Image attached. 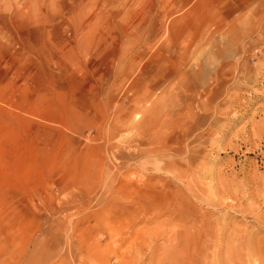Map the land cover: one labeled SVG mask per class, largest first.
Here are the masks:
<instances>
[{
	"label": "rangeland",
	"instance_id": "1",
	"mask_svg": "<svg viewBox=\"0 0 264 264\" xmlns=\"http://www.w3.org/2000/svg\"><path fill=\"white\" fill-rule=\"evenodd\" d=\"M22 1L0 264H264V0Z\"/></svg>",
	"mask_w": 264,
	"mask_h": 264
},
{
	"label": "bare ground",
	"instance_id": "2",
	"mask_svg": "<svg viewBox=\"0 0 264 264\" xmlns=\"http://www.w3.org/2000/svg\"><path fill=\"white\" fill-rule=\"evenodd\" d=\"M36 0H23L22 2H21V6L20 7H17V6H15L14 5V7H13V10H12V13H8L7 12V14H6V18H7V22H9V23H13V20H14V18H15V16H16V14H19L20 15V18H24V19H26V20H28L29 18H31V17H34V16H38V15H40L41 14V12H43V10H44V8H43V6H41L39 3H37V2H35ZM12 6V5H11ZM75 10V9H74ZM77 11V10H76ZM11 12V11H10ZM18 15V16H19ZM90 15V14H89ZM79 16V15H78ZM93 16V15H92ZM92 16H90L89 18H88V20H87V22L85 23V24H83V22L82 23H79L77 20H71L72 21V25H73V31H74V33L75 34H77L78 35V30L81 28V27H83L84 28V26L87 24V25H89V27H90V24H91V19H92ZM70 21V22H71ZM79 21H81V20H79ZM84 26H83V25ZM87 29H88V27H87ZM90 34H91V32H90ZM79 36V35H78ZM84 37V36H83ZM81 38V37H80ZM85 38H86V44L87 45H89L90 44V42H91V38L89 37V36H85ZM78 40H79V38H78ZM79 42V41H78ZM77 43V42H76ZM77 44H79V43H77ZM79 46V45H78Z\"/></svg>",
	"mask_w": 264,
	"mask_h": 264
}]
</instances>
